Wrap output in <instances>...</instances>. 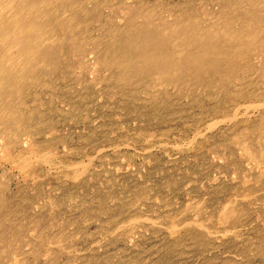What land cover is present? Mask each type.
I'll list each match as a JSON object with an SVG mask.
<instances>
[{"label":"rangeland","instance_id":"374dc122","mask_svg":"<svg viewBox=\"0 0 264 264\" xmlns=\"http://www.w3.org/2000/svg\"><path fill=\"white\" fill-rule=\"evenodd\" d=\"M56 1L44 5L43 10L53 21L52 37L56 39L52 45L58 61L38 70L43 71L39 72L40 80H28L22 97H14L22 108L33 112L29 125L35 133V146L24 142L13 150V158L6 160L0 145V191L18 194L22 206L6 211L3 223L19 224L22 231L18 236L9 232L1 238L0 227V264H13L14 259V264H162L165 255L168 264H264V163L258 168L241 146L246 142L259 154L264 149L259 148L264 147V110L257 113L251 108L252 99L246 97L237 105L243 114L241 121L232 119L213 126L212 100L202 87L193 90L194 99L200 100L193 105L186 90L178 95L174 85H169L168 101L184 112L162 110L166 120L150 122L129 109L140 110L151 94L139 86V92L123 106L121 88L125 83L107 80L110 71L96 63L80 68L74 53L66 49L69 39L97 38L107 25L123 26V15L132 6L154 5L164 14L169 6L185 4L201 14L209 10L217 14L225 0ZM256 66V70L238 73L235 90L255 91L264 98L260 62ZM223 98L224 92L215 89L210 99ZM21 150L28 157L26 166L17 160ZM44 150V155L39 153ZM48 153L51 158L46 159ZM96 192L101 206L93 198ZM222 206H228L226 211ZM225 213L229 218H222Z\"/></svg>","mask_w":264,"mask_h":264},{"label":"bare ground","instance_id":"6f19581e","mask_svg":"<svg viewBox=\"0 0 264 264\" xmlns=\"http://www.w3.org/2000/svg\"><path fill=\"white\" fill-rule=\"evenodd\" d=\"M61 1L65 2L66 0H61ZM51 2L52 0H0V145L4 152V155L2 156V158L3 159L5 158L6 160L13 158L12 156V152H14L13 150H17L19 146L23 144L24 142H26L25 144L28 143L29 146L31 145L35 146V143H34L35 133L30 131V125H29V122L33 120L34 118L33 112L27 111L25 107L22 108L21 107L22 104L16 103L14 101V97L15 96L22 97L26 89V83H28L30 80L34 82L36 80H40L39 72L43 74V71H38V70H42L43 68H45V66H47V64L55 65L58 61V58L56 56L57 49L55 48L54 45H52L54 43L52 41H55L56 39L52 37L53 21L52 19L49 18V15H50L48 14L49 12H47L46 10H43V6L44 5L46 6L48 4L51 5ZM57 2L58 0L54 3L56 4ZM157 7L158 6H154V5L153 6L145 5L144 3L140 4L139 6H132L129 9H127L123 15L124 17L123 26L111 27V25H107L102 31V33L100 34V36L97 38L83 37L78 42L75 40H72L74 38L69 39L67 42L68 48L66 49L74 53L75 60L77 61L78 66L80 68L96 63V65H101L102 67L110 71V76L106 77L107 80H117V81L119 80L120 82L121 81L124 82L125 83L124 88L123 87L121 88L123 90L122 92L123 101L125 100V102L122 103L123 106L126 104V99L128 98L130 99V97L134 96L135 94L139 92L140 90L138 89L139 86L142 87L143 89L142 92L146 93L147 95L151 94L152 96L149 99V101L145 103L143 106H141L140 110H136L135 108L129 109V110L136 111L138 113V116L144 118L145 120H149L150 122L156 119L166 120L164 119L165 112H163V115L161 114L162 110L167 111V112L169 111L170 112L176 111L179 113L184 112V110L180 109L178 104L168 101L169 99H167V97L169 96V93L167 90V86L169 85H174V87L177 89L178 95H183V93L186 90L187 93L191 97L190 101L192 102L193 105L198 104L200 101V100L194 99L193 90L196 89L197 87H202L207 92V96L209 97V100H212L210 103H212L211 107L213 108L210 113L212 114L211 118L213 119V121L210 123V125H213V126L223 124L225 122L228 123L229 121L231 122L232 119L236 121L240 120L239 118L243 114H241V109L240 107L237 108V105L241 100H243L246 97H249L250 99H252V103H253L252 105L254 106H251V108L256 109L257 113L258 111H260V109L264 110V98H262L263 95L255 91L239 92L240 89L235 90V88H238L235 83L238 77V73L241 71L242 72L244 71L247 73L249 71L256 70L257 69L256 65L258 62H260V66L258 69L260 71L259 72L260 78L264 80V0H225L224 6L219 9V12L217 14L211 12V10H209V12H205V14L204 13L201 14L195 11L192 6H188L185 4L182 6H176V5L169 6L166 8L167 13L163 14V13H158L156 11ZM69 28L67 30H69ZM89 54H90V57L88 58ZM57 69L58 68L55 66V70ZM93 77H97V76L94 75ZM71 78L73 77L71 76ZM93 83L95 84V81ZM46 84L48 83H45V85ZM260 87H262V85ZM215 89H218L224 92L225 98L219 101L215 99L214 100L210 99L214 95ZM244 90H247V89H244ZM258 92H260V90ZM198 106L205 107L206 105L200 104ZM251 110L252 109H250V111ZM204 111L208 112V110H204ZM247 113L248 112L244 114L246 115ZM263 113L262 115H264ZM255 116L253 115V119ZM259 117L262 119L260 115ZM256 118L257 117H255V119ZM213 126H210L209 128ZM50 129L52 130V127ZM248 130L249 129H247V131ZM234 134L235 133H233V135ZM229 136L230 135H228L227 137ZM248 136L249 135H247V137ZM245 143L241 144V146L243 145L244 147L243 148V151L245 153L244 155L250 158V160L255 165H257L259 168L264 163V153H263L264 149L259 154L258 153L259 151L257 152L256 149H255L256 151L253 150L255 148L254 146H253L254 148H250V146H247ZM44 144L45 143H37L36 146L38 147L45 146ZM259 144L261 143L259 142ZM262 146L261 147L259 146V148H264ZM39 153L40 154L43 153L44 155L46 151L44 150L43 152L41 151ZM16 156L18 158L16 159L19 160L20 165H23V166L28 165V162H27L28 157L27 158L25 157V152L21 150L17 153ZM44 157L46 159H49L51 158V154L48 153ZM247 160L245 159V161ZM251 161H249V163ZM233 164H236V163H233ZM255 165L252 168H255ZM83 172L88 173L87 171H83ZM259 175H258V179H260ZM2 176L4 178V175ZM4 183H7V182L4 181ZM42 187L43 186L41 185V189ZM254 188H257V187L254 186ZM6 190H8L7 187H6ZM249 190H247L248 193H249ZM257 190L255 189V193ZM1 191H0V222H2V224L0 223L1 238H3V236L9 232H13L15 236H18L19 234H21V231H22L21 225L14 224V223L12 224L3 223V220L6 215V211H8V209H11V208L19 209L20 207H22L19 205V202L17 199L18 194L8 195L9 193L6 194L4 192L5 190L3 191V193H1ZM19 191L21 192L20 189ZM139 195L140 194H138V196ZM111 196L112 195H110L109 197ZM253 196L255 197V195ZM93 198L96 200L98 206H101L100 205L101 196L98 192L95 193V196ZM125 199H128V198H125ZM226 204L230 205L229 202ZM227 207H223V209ZM127 208H129V206ZM99 209L100 211H102V208H99ZM223 209H221L220 212L221 211L224 212L225 209L224 210ZM230 209H231V205H230ZM96 214L98 213L96 212ZM221 214H224V213H221ZM229 214H231L232 216L233 214L232 211ZM98 215H96L97 220H99V218L97 217ZM219 216L220 215L218 214V218ZM225 217L229 218L227 214L224 215V217L222 218H225ZM8 218H9V213H8ZM83 218L84 217H82V219ZM230 219H233V218H230ZM227 220L225 222H227ZM86 221L87 220H85V222ZM87 223L89 224V222ZM192 224H195L194 221H192ZM50 225L52 227L51 223ZM187 225L190 226L189 223ZM220 225L223 226L224 224L222 225V223L220 222ZM207 226H211V225H209L208 223ZM101 227H102V224H101ZM232 227H234V224ZM193 228L195 229L196 227H193ZM219 231H218V234H219ZM41 232L40 233L43 234V231ZM221 232L222 231H220V233ZM224 232L226 233L227 231H224ZM229 233H232V232H229ZM213 234L215 233L213 232ZM209 236L215 237L212 234ZM220 236H223V235H220ZM220 236L218 237L216 236V238H219ZM198 237L196 235L195 237L196 240ZM221 238H219V240ZM176 239L177 238H175V240ZM173 240L174 239H172V241ZM196 240L194 241L195 243H196ZM34 241H33V244H34ZM252 242L254 241L252 240ZM180 245H183V243ZM250 246L252 247V245ZM253 246L257 247L256 245H253ZM174 249L175 247L172 250ZM250 251L251 250H249V253ZM238 258L240 257L238 256ZM13 261L16 262V259H14ZM168 263H169L168 256L165 255L164 258L162 259V264H168Z\"/></svg>","mask_w":264,"mask_h":264}]
</instances>
